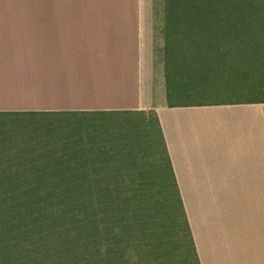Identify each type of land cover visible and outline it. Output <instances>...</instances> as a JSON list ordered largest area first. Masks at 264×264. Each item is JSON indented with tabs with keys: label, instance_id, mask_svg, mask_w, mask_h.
<instances>
[{
	"label": "crops",
	"instance_id": "obj_1",
	"mask_svg": "<svg viewBox=\"0 0 264 264\" xmlns=\"http://www.w3.org/2000/svg\"><path fill=\"white\" fill-rule=\"evenodd\" d=\"M17 3L0 0V116L89 121L94 157H167L200 263L264 264V202L241 200L264 196V102L184 98L164 0Z\"/></svg>",
	"mask_w": 264,
	"mask_h": 264
},
{
	"label": "rangeland",
	"instance_id": "obj_2",
	"mask_svg": "<svg viewBox=\"0 0 264 264\" xmlns=\"http://www.w3.org/2000/svg\"><path fill=\"white\" fill-rule=\"evenodd\" d=\"M17 4L46 11V0ZM171 6L173 25L193 27L167 48L169 69L177 59L193 87L184 98L264 100V0ZM92 129L84 119L0 116V264H196L168 158L94 157ZM241 200L251 214L264 196Z\"/></svg>",
	"mask_w": 264,
	"mask_h": 264
},
{
	"label": "trees",
	"instance_id": "obj_3",
	"mask_svg": "<svg viewBox=\"0 0 264 264\" xmlns=\"http://www.w3.org/2000/svg\"><path fill=\"white\" fill-rule=\"evenodd\" d=\"M167 7H168V9H167V17H168V22H169L168 31H170V33H172L173 36L175 34H181V33L182 34L183 33L186 34V31H185L186 28H193V27H187V26L186 27L183 26L182 28H180V27H177V26L173 25V23H171V16L173 15L174 7L171 6V0H170V6H167ZM169 7H170V9H169ZM180 26H182V25H180ZM178 28H180V29H178ZM256 100H260V99H256ZM260 102H264V100H260ZM182 207L183 206L181 205V212H182V215H183V218H184V222H185V225H186V231L185 232H186V235L188 237L190 250H191V252H192V254H193L194 258H195L196 264H200L199 263V259H198L197 254H196V249L194 247V241H193L192 233H191V230H190V228L188 226V223H187V220H186V217H185V212H184Z\"/></svg>",
	"mask_w": 264,
	"mask_h": 264
}]
</instances>
